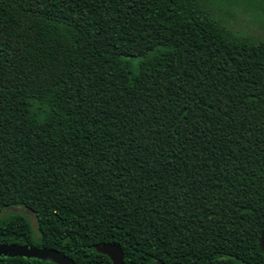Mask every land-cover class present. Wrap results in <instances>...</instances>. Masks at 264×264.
Segmentation results:
<instances>
[{"label": "trees", "instance_id": "obj_1", "mask_svg": "<svg viewBox=\"0 0 264 264\" xmlns=\"http://www.w3.org/2000/svg\"><path fill=\"white\" fill-rule=\"evenodd\" d=\"M242 13L264 28V0H0V243L264 264V34Z\"/></svg>", "mask_w": 264, "mask_h": 264}, {"label": "water", "instance_id": "obj_2", "mask_svg": "<svg viewBox=\"0 0 264 264\" xmlns=\"http://www.w3.org/2000/svg\"><path fill=\"white\" fill-rule=\"evenodd\" d=\"M33 226L37 227V220L33 221ZM259 245L264 253V229L259 238ZM97 252L110 257L112 264H124V251L119 244L113 242H105L96 244ZM27 257L38 258L51 261L56 264H77L71 257L63 252L30 244H21L16 242L0 243V257ZM157 264H165L163 261H157Z\"/></svg>", "mask_w": 264, "mask_h": 264}, {"label": "rangeland", "instance_id": "obj_3", "mask_svg": "<svg viewBox=\"0 0 264 264\" xmlns=\"http://www.w3.org/2000/svg\"><path fill=\"white\" fill-rule=\"evenodd\" d=\"M241 15H242L243 18L242 17L241 18L239 17L238 20H236L238 27H241V26L242 27H245V28L248 27L254 33L264 34V28H263V26H261L259 23H257L254 20V17L251 14H249V13L248 14L242 13ZM5 213H7V212H5ZM34 220L35 219H33V221Z\"/></svg>", "mask_w": 264, "mask_h": 264}]
</instances>
